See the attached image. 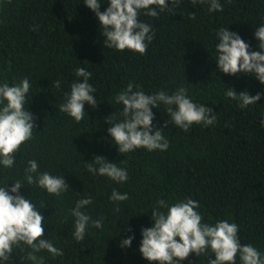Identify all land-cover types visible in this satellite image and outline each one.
<instances>
[{
	"label": "trees",
	"instance_id": "trees-1",
	"mask_svg": "<svg viewBox=\"0 0 264 264\" xmlns=\"http://www.w3.org/2000/svg\"><path fill=\"white\" fill-rule=\"evenodd\" d=\"M221 3L222 11L210 13L206 3L180 0L174 13L142 15L155 34L146 52L139 54L104 47L98 20L82 0H0V80L30 79L28 110L35 124L33 138L16 153V167L0 170V182L20 178L26 160L34 158L41 170L63 174L70 187L60 196L31 186L20 190L38 206L41 202L47 206L42 210L48 224L43 237L63 249V256L55 258L43 253L46 264H148L138 247L140 229L150 226L151 210L141 212L160 198L197 200L205 221L237 223L241 242L264 253V126L260 124L264 96L241 109L223 92L224 85L225 90L255 95L264 85L244 73L224 74L213 60L215 30L221 26L257 50L253 33L264 23V0ZM77 66L92 73L90 83L99 100L95 107L85 105L88 117L78 124L59 110L63 92L76 79ZM57 79L61 90L54 86ZM129 82L147 93H171L183 85L194 100L216 111L217 121L208 127L194 123L187 131L164 126L168 115L160 105L153 109V124L163 127L169 148L141 147L120 154L110 142L105 119L119 110L113 97ZM97 155L126 167L128 180L117 184L106 176L91 175L85 161ZM113 188L129 196L119 202V210L109 200ZM84 195L93 197L89 211L93 218L104 217V228H89L85 239L76 241L67 210ZM132 233L131 247H119L120 240ZM16 255L22 253L17 249ZM13 260L20 264L17 257ZM182 264H204V259L190 254Z\"/></svg>",
	"mask_w": 264,
	"mask_h": 264
},
{
	"label": "clouds",
	"instance_id": "clouds-1",
	"mask_svg": "<svg viewBox=\"0 0 264 264\" xmlns=\"http://www.w3.org/2000/svg\"><path fill=\"white\" fill-rule=\"evenodd\" d=\"M82 2L98 20L99 31L105 38L104 47L120 51L127 49L139 54L146 52L155 34L153 25L140 17L174 13L180 4V0ZM196 2L193 0V3ZM199 2L206 3L210 13L223 10L221 0ZM105 4L107 7L101 11ZM253 35L258 41L257 50H252V46L240 34L230 31L228 26L219 27L215 30L213 60L224 74L244 73L264 85V23L255 26ZM74 74L76 79L69 85V90L63 92L59 110L78 124L87 114L85 105L95 107L99 100L95 94L96 88L90 83L92 73L86 67L77 66ZM53 83L57 90H61V80ZM223 92L241 109L257 104L264 96V89L252 95L246 90H225L224 85ZM30 95L31 81L28 77H21L12 83L0 80V170L15 168L16 153L23 143L33 138L34 118L28 110ZM113 102L120 107L105 119V123L110 125L107 134L112 138L110 142L117 146L118 153L123 155L141 147L147 151H166L169 148V139L164 135L163 127L157 128L153 124V109H159L160 105L164 106V112L168 115L164 126L171 124L187 131L194 123L208 127L217 121L216 111L206 103L194 100L189 89L183 85L171 93L166 90L147 93L140 85L129 82L114 95ZM260 117V124L264 126V114ZM85 167L91 175L106 176L117 184H123L129 178L126 167L102 155L85 161ZM29 186L54 196H60L70 189L63 174L41 170L38 160L34 158L26 160L20 178L0 182V264H16L13 256L19 259L20 264H46L43 253H47L49 258L64 254L53 239L43 237L48 224L42 210L47 206L43 202L38 206L30 195L21 193L22 188ZM128 198L127 192L122 193L115 188L109 196L110 201L116 202L117 210L119 202ZM92 203L93 197L84 195L67 210L73 217L72 236L76 241L84 240L89 228H104V217L93 218L89 211L88 206ZM149 209L150 226L140 229L138 247L148 264H182L190 254L199 259L203 257L204 264L206 258V264H264V253L250 243L241 242L237 223L228 219L205 221L199 202L191 197L175 202L160 198L141 213ZM119 232L120 229L116 235ZM134 239V233L127 235L118 246L131 247ZM17 249L22 253L19 257L16 255Z\"/></svg>",
	"mask_w": 264,
	"mask_h": 264
}]
</instances>
